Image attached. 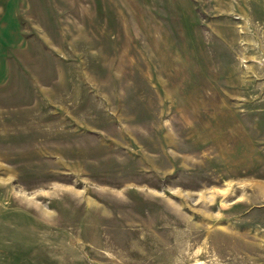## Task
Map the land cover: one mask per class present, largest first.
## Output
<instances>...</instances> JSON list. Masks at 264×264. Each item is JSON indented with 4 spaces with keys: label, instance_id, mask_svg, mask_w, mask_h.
I'll return each instance as SVG.
<instances>
[{
    "label": "rangeland",
    "instance_id": "374dc122",
    "mask_svg": "<svg viewBox=\"0 0 264 264\" xmlns=\"http://www.w3.org/2000/svg\"><path fill=\"white\" fill-rule=\"evenodd\" d=\"M0 264H264V0H0Z\"/></svg>",
    "mask_w": 264,
    "mask_h": 264
}]
</instances>
